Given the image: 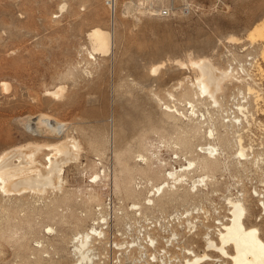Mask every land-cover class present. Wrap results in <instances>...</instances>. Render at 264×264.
I'll return each mask as SVG.
<instances>
[{"label":"rangeland","instance_id":"rangeland-1","mask_svg":"<svg viewBox=\"0 0 264 264\" xmlns=\"http://www.w3.org/2000/svg\"><path fill=\"white\" fill-rule=\"evenodd\" d=\"M145 2L154 7V13L144 11L136 0H118L112 18L105 0H0V151L27 141H55V134L44 127L40 133L26 127L27 120H34L32 117L39 113L63 121L65 131L61 135L74 136L80 143L77 159L64 168L62 190L47 189L42 194L27 191L23 195L0 191V264H73L76 254L72 248L76 243L72 237L88 231L95 221H106L101 223L107 226L103 230L124 247L95 243L94 264H160L152 261L153 252L163 256L166 264H178L186 248L201 251L206 226L214 227V219L228 215L224 197L229 195L246 198V222L257 224L264 237V214L260 212L264 207L257 205L256 196L258 191L264 193V168L231 162L236 151L232 146L235 134H228L221 125L222 119L230 123L226 120L238 115L236 106L243 95L240 91L245 92L247 83L258 88L262 96L257 100L258 110L253 96L247 97L249 112L256 116L253 120L248 115L249 126L264 121L261 45L247 38L248 30L264 17V0ZM62 3L65 6L60 11ZM188 4L190 9H183ZM164 5L172 7V12L161 16L157 10ZM93 26L112 33L110 53L95 55V59L87 51V31ZM201 56L232 71L217 95L220 106L216 108L208 99L193 97L190 78L186 77L192 71L174 63V59ZM247 57L254 59L257 67L252 82H243L230 66L242 64ZM160 63L163 65L153 74L152 65ZM2 81L7 82V89ZM57 85L64 87L60 97L45 94ZM158 98L166 104L174 102L186 116L191 108L186 101L191 100L198 117L189 115L190 122L183 115L178 119L170 116ZM203 109L206 113L202 118L199 112ZM208 126L219 134L215 136L223 146V154L219 155L222 161L203 160L205 154L198 149L215 141L209 137ZM148 148L159 155L146 165L136 159L139 152L149 155ZM251 149L254 154L261 152L256 147ZM46 152L43 149L37 159L44 163ZM183 155L196 162L197 173L215 176L208 189L200 187L191 192L183 184L155 193L164 181L165 169L184 163ZM157 158L166 165L158 163ZM227 160L228 169L221 170ZM204 163L206 169L200 167ZM94 174H98L97 179ZM152 191L155 194L150 196ZM147 197L152 198L151 205L144 200ZM133 202L140 214L130 209ZM256 215H260L257 220ZM188 219L196 227L187 225ZM45 224L54 231L47 232ZM146 234L156 239L155 246L144 238ZM133 240L146 247L141 259L139 252L130 247ZM166 242L170 243L167 252L158 253Z\"/></svg>","mask_w":264,"mask_h":264},{"label":"bare ground","instance_id":"bare-ground-1","mask_svg":"<svg viewBox=\"0 0 264 264\" xmlns=\"http://www.w3.org/2000/svg\"><path fill=\"white\" fill-rule=\"evenodd\" d=\"M64 6H65V3H62L59 7V10L61 11L64 8ZM126 7H128V6H126ZM247 33H248L247 38H249V40L252 43L253 42H259L260 43V45H261V47H260V58L262 60H264V17H262V19L260 21L255 23L248 30ZM87 38H88V41L90 44V48L88 50L87 49L86 50L88 51L90 58L95 59V55L106 56L110 53V50L112 47L111 46L112 45V33L109 29L103 28L101 26H93L92 28H90L87 31ZM234 38H236V37H234ZM232 39H233V37H232ZM84 49H85V47H84ZM87 51H86V53H87ZM87 63H89V62L87 61ZM174 63L179 65L181 68L186 67L187 69L192 71V75L186 76V77L190 78L189 86L191 85L193 88V93H192L193 97L196 99L198 97H201L205 101H207V99H208V101L210 102L209 104H213L214 107L216 108V105L218 104V99H217L218 96L217 95H218V93H220L222 91L223 84H224L225 80L232 74V71L230 69H229L230 71H228L227 68L226 69L219 68L218 66H216L212 62L211 58L206 57V56H201V57H196V58L189 57L185 61H183L181 59H174ZM162 65H163V63L157 64L155 66L152 65L151 72L153 74H155L156 72H158L157 71L158 68L161 67ZM253 65H255L254 62H253ZM256 69H257V67H256ZM262 70H264V69H261V71ZM237 79L239 80L238 77H237ZM240 79L242 80L243 78H240ZM181 83H182V81L180 80L178 82V86H180ZM254 83L257 84L256 81H254ZM1 84L3 85L4 89L8 88L7 82L2 81ZM63 89H64V87L62 85H57L56 87L52 88L51 90H46L45 94L57 98V97H60L62 95ZM240 92L243 93V95H245V96L250 97V95H252L254 98V101H256L257 110L259 109V105H258L259 103L257 102V100L260 98L262 100V96H261L258 88L256 89L255 86L247 83L245 85V92H243V91H240ZM168 95L170 97H172V99H174L172 92H168ZM189 99H190V97H189ZM203 99H202V102H203ZM158 100L164 105V110H166V112L170 116H174V117L176 116V118H177V116L183 115L187 120H190V122L192 119L190 117L191 115L198 117V114L196 113L195 108H194V106H196V105L191 100L187 99V101H186L188 103V105L191 107L189 110L190 116L189 115L186 116V114L183 113L184 110L183 111L180 110L181 108L179 109L175 105L174 102H172V104H166V103L162 102L160 100V98H158ZM199 106H197V107H199ZM236 107H237L239 112H241L242 114L245 115L246 121L248 122V124H249L248 114H251L250 118H252L253 120H256V116H254L253 113L249 112V109H247V106H245L243 103L239 102ZM244 109H246L248 113L245 112ZM203 111H204V109H203ZM206 111H208V108ZM197 112H199V111H197ZM204 113H206V112L205 111L201 112V113L199 112V117L203 118ZM207 114H208V112H207ZM207 114L205 117H207L209 115V114L208 115ZM209 117L210 116H208V118ZM32 118H34V120H30V119L27 120L26 127L31 128L36 133L42 132L43 127H44L49 133L55 134L56 140L53 142L45 143V144L38 143L36 141H27L24 144L10 146V147H7V148L1 150L0 151V191L3 193H16L17 195H23L27 191L31 192V193H38V194H42V193L46 192L47 189H50L52 191H56V190L60 191V190H62L61 188H63L62 185H63V182L65 181L64 180V168H65V166H67L70 162H73L77 159V155H78V152L80 150V143H79L78 139H76L74 136H68V135L62 136L61 135V134H63V131H65V128H64L65 123L63 121L56 120L55 118H53L52 116H50L49 114H46V113H39L38 115H35ZM222 118H223V116H222ZM182 119H183V117H182ZM210 119H208L207 121H209ZM229 120L230 119H228L227 121H229ZM237 120H239V116H234L233 119L230 120L231 121L230 123L225 122L223 119L221 120L222 121L221 125L224 126V130H228V131H226V132H228V134H231L230 132H234V134H235L234 137H232V141H234L235 144H232V146L233 145L236 146V151H235V153L232 154V158H231L232 161L231 162H235L236 165L242 166V167H245L247 164H250L251 166H254L256 168H261L259 161H260V158H262L264 156L261 155V152L260 153L257 152L254 154L253 149H251L249 151V145H247V143L246 144L244 143L243 134L241 132H239L240 122L238 124H235V122ZM180 121H182V120L180 119ZM215 121H216V119H215ZM193 122H195V121H193ZM203 124H205V123H203ZM176 126H178V125H176ZM209 127L210 126H208L209 137L215 141H211V142L207 143L205 146L200 145L198 147V149L200 151L204 152V154H205L203 156V160L204 159L205 160L217 159V158H219V155L221 156L223 154V148H222L223 146L221 145L222 146L221 147L219 144L220 141L218 142L216 140V139H218V138H216V136H217L216 134H218V133L216 132V134H215L213 129L211 128L212 129L211 130ZM233 127H237V128L234 131H232ZM191 131L193 132V130H191ZM200 134H202V133H200ZM220 135H222V133ZM225 135H226V133H225ZM218 136H219V134H218ZM230 139H231V137H230ZM229 141L230 140H228V142ZM162 143H164V142H162ZM168 144H169V142H168ZM224 145H226V144H224ZM232 146L229 149H231ZM177 147H178V144H177ZM226 147H225V149H226ZM43 149L48 151L44 154V157H43L44 158L43 160H45L44 163L41 162L39 159H37L38 153L42 152ZM156 149H157V147H156ZM225 149H224V151H225ZM146 151L149 153V155H146L144 152H139L138 154L136 153L138 155V159H136V160H140L143 162V164L147 165L149 163L150 159L152 157H155L156 154H158V153H157V151L152 152V150H150L149 148ZM229 155H231V153ZM229 155H228V157H229ZM122 157H124V156H122ZM122 157H120V158L122 159ZM175 158H178V156L175 155ZM182 158L184 160V163L179 162L178 165H176V166L172 165L170 168L165 169L164 181L161 183L158 182L160 184L155 189V193H162L163 188L168 187V186H172L175 188L176 186L180 187L183 184L188 185L191 192H195V191L199 190L200 187L208 189L209 183H212L215 176L211 175V173L210 174H202V173L199 174V173H197L198 169L196 168V162L192 159H188V157L186 155H183ZM229 158H227V159H229ZM157 159L159 160L160 158H157ZM219 160H220V158H219ZM220 161H222V160H220ZM228 161L229 160H227V162L225 161L226 163L223 162V164H221L222 165L221 170L226 171L228 169V166H229ZM158 163L162 164L163 166L166 165V162L162 161V159L159 160ZM200 167L201 168L203 167V169L204 168L206 169L207 164L204 163V165H200ZM213 173H214V171H213ZM94 176L97 179L98 174H94ZM188 177H191V178L188 180L187 179ZM155 185H157V184H155ZM152 187H154V186H152ZM177 189H178V187H177ZM177 189H175V191H178ZM150 190L151 189H149L148 191H150ZM172 191L174 192V189ZM190 191H188V192H190ZM155 193L153 191L150 192V196L154 195ZM168 193H170V192H168ZM65 194H67V193H65ZM62 197H63V195H62ZM64 197H66V196H64ZM224 199H225V203L227 206L228 215H223L218 220L214 219V223H216V225L214 224V227L206 226V231L202 235V238L204 240V244H203L201 251L196 253L194 251V249H192L190 247H188L186 249L184 248L185 249L183 251L184 255L178 264H205L206 262H218V261L223 262V264H264V237L261 236L262 233L260 231V227L257 224H253V223L247 224V222H246V213H248L247 212L248 210H247V207L245 204L246 198L239 197L236 195L235 196L229 195V196L224 197ZM144 200L146 201L147 205H151L153 202L152 198H148V197ZM61 201H62V199H61ZM257 205L259 207H264V199H262L261 197H257ZM130 209L135 210V212H134L135 214L141 213V210H139L138 206L135 205L134 202L131 205ZM260 212H261V215L264 214V212H262V211H260ZM190 213H192V212H190ZM48 214H45V215L47 216ZM256 216H257V217H255L256 220L260 218L259 217L260 215L259 216L256 215ZM205 217H207V215H205ZM101 223H106V221H103V222L95 221L92 223V225L90 226V229L88 231L87 230H86V232L82 231L83 233L80 235L77 233L78 236L76 235L77 236V237L75 236L76 238L72 237L73 239H75V243H76L74 248H72L76 254L75 260H74L75 262H73V264H94V262H93V255L94 254L93 253H94V250L96 249V247H94L95 243L102 242V243H105V245L109 246L110 248H116V249H121L124 247L123 246L124 244L122 242H118V241L110 239L109 234L107 235L106 231L103 230L104 228H107V226H104ZM186 223L190 227H193V226L196 227V224L193 223L192 219L186 220ZM43 228H46V231L50 232V233L54 231L53 227L51 225H48V224L43 225ZM213 229H214L213 234L214 235L216 234L215 237H213L212 236L213 234L211 233ZM74 234H76V232ZM172 234L176 235V232H173ZM146 237L148 238L147 239L148 242L153 243L152 246L156 245L157 241L155 238L151 237L150 234H146V236L144 238L146 239ZM169 239H170V237L166 238L165 241L168 242ZM13 240H15V239H13ZM19 240H21V239H19ZM167 242L162 247H160L158 249V253H160L161 251H163L165 253L167 252L166 246H168L170 244V243L167 244ZM36 243H37L36 244V246H37L38 240ZM129 243H131L130 244L131 248L134 247L139 252V254H140L139 259H141L142 256L144 254H146V252H145L146 247L140 241L133 240ZM74 252H72V253H74ZM150 254H152V256L154 258V260H152V261H157L160 264H166L167 263V261L164 260L163 256L158 257L155 252L150 253ZM148 260H149V258H148ZM146 264H149V262L146 261ZM170 264H172V263H170Z\"/></svg>","mask_w":264,"mask_h":264},{"label":"built area","instance_id":"built-area-1","mask_svg":"<svg viewBox=\"0 0 264 264\" xmlns=\"http://www.w3.org/2000/svg\"><path fill=\"white\" fill-rule=\"evenodd\" d=\"M137 2H139V4H141V8L146 11V12H150V13H154V7L149 5V3H144V0H136ZM143 1V3H142ZM105 5L109 10V17H115L116 12H117V8H118V0H105ZM183 9L185 10H189V4L184 6ZM172 7L168 6V5H164L161 6L158 10L157 13L161 16L164 15H169L172 11ZM253 60L252 58H248L247 60L242 62V64L240 63H235L234 65L230 64L234 75H237L239 78H243V82H252L253 81V70H256V66L253 65ZM236 64L237 68H236ZM251 67V69H249ZM257 77V75H256ZM250 79V80H248ZM257 79V78H256ZM261 93V92H260ZM248 96L242 95V99L240 100V103H243L245 106H247V109H249V100L247 98ZM254 100V98H253ZM237 109V107H236ZM245 112H247L246 109H244ZM238 111V109H237ZM248 113V112H247ZM240 115V116H239ZM249 115V114H248ZM239 116V120H237L235 122V124H238L240 122L239 125V132H241L243 134V137H245L244 142L247 143V145H249V148H259L261 150V155L264 156V121L258 120L255 122L254 126H249L250 124H248V122L246 121V117L244 114H242L241 112L238 111V115ZM234 117V116H233ZM229 118L230 120L233 119ZM229 120V121H230ZM227 121V120H226ZM231 122V121H230ZM259 164L262 168H264V157L260 158ZM256 196L257 197H261L264 196V193H262L261 191L256 192Z\"/></svg>","mask_w":264,"mask_h":264}]
</instances>
